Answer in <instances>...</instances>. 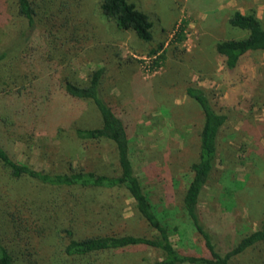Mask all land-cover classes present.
I'll return each mask as SVG.
<instances>
[{
  "label": "rangeland",
  "instance_id": "obj_1",
  "mask_svg": "<svg viewBox=\"0 0 264 264\" xmlns=\"http://www.w3.org/2000/svg\"><path fill=\"white\" fill-rule=\"evenodd\" d=\"M32 1L38 27L48 32L47 52L62 74L82 81L90 69L104 67L101 93L114 111L129 119L135 173L156 209L165 210L170 224L178 225V230L170 234L172 244L184 252L202 250L201 236L174 203L165 201L167 187L155 178L158 167L168 170L177 166L175 186L182 188L191 176L189 163L195 158V125L200 112L197 104L178 90L183 82L209 89L215 108L228 117L218 137L216 178L204 186L199 207L212 216L217 241L223 247L255 229L264 218V51L244 54L234 72L228 73L215 43L245 36L244 30L228 21L234 10L254 13L264 28V0H131L152 21L150 41L140 40L130 29H118L114 21L100 13L99 0ZM183 22V39L177 41L174 32ZM0 23L10 31H19L25 25L12 7L4 11ZM159 46L165 58L151 69L153 55L148 52ZM48 108L49 128H39L33 136L22 129L21 135L15 132L14 138L0 136V141L36 169L55 172L67 164L73 168L87 164L112 170L114 158L109 142L85 144L60 132L70 124L97 123L90 108L69 101L59 91ZM228 190L232 192L227 194ZM73 191L43 186L25 177H10L0 166V197L8 193V197L26 200L43 212L77 210ZM85 193L89 200L78 197L84 201L81 205H86L79 211L98 212L121 233H153L135 214L125 190L99 188ZM63 201L67 202L65 208L59 206ZM44 245L46 248L41 247L36 256L48 261L62 246L57 235L49 236ZM251 253L255 256L256 250ZM251 253L240 258L241 264H248ZM260 253L264 254V248ZM159 256V250L149 246L102 254L103 264H147ZM16 261L26 264L21 257Z\"/></svg>",
  "mask_w": 264,
  "mask_h": 264
},
{
  "label": "trees",
  "instance_id": "obj_2",
  "mask_svg": "<svg viewBox=\"0 0 264 264\" xmlns=\"http://www.w3.org/2000/svg\"><path fill=\"white\" fill-rule=\"evenodd\" d=\"M8 7H12L25 25L19 31H10L0 23V37L3 38L0 41V136L14 138L15 132L21 135L22 129L33 136L35 130L49 128L48 107L54 93L59 91L69 101L84 103L96 114L97 120L90 126L70 124L60 132L85 144L102 140L109 142L114 167L108 171L87 164L75 168L67 164L60 171L40 170L20 160L0 141V166L10 177H25L55 189L75 190L73 194L77 204V210L66 208L65 211L47 213L26 200L17 201L12 196L8 197L10 194H3L4 197H0L1 200L4 198L0 201V264H19L17 257L23 258L26 264H103V253L134 246L159 250V258L147 264H241L240 258L254 250L256 254H250L248 264H261L264 261V254L260 253L264 248V218L255 229L244 232L231 245L223 247L217 241L218 231L211 223L212 216L209 217L199 207L204 186L216 178L213 175L217 172L218 137L228 123L227 115L215 108L210 90L193 82L178 85V90L191 98L200 112L199 122L195 125V158L189 163L191 176L186 185L182 188L175 186L177 166L168 170L158 167L160 172L158 170L155 175L167 187L165 201L174 203L201 236V252H184L170 240V234L178 230V225L170 224L165 210L156 209L135 173L129 119L114 111L101 93L104 67L90 69L82 81L70 79L62 74L59 64L47 52L45 36L48 32L40 29L35 21L33 1L0 0V18ZM98 9L104 17L114 21L118 29H130L142 41L152 39V21L131 0H99ZM228 21L245 31L243 37L215 43L224 69L233 73L244 54L264 51V28L252 12L234 10ZM184 24L175 29L177 41L183 39ZM159 48L148 52L153 55L149 63L151 69L158 67L165 58L164 51L159 52ZM261 128L264 131V126ZM152 164L148 163L150 167ZM99 188L125 190L132 199L135 214L147 223L153 233H121L106 223L98 212L79 211L85 210L84 201L89 200L85 191ZM78 197L84 200L82 205ZM66 204L63 201L59 206L65 208ZM54 235L59 237L62 245L58 255L53 252L49 261L36 256L41 247L45 249V245H49H44V241Z\"/></svg>",
  "mask_w": 264,
  "mask_h": 264
}]
</instances>
